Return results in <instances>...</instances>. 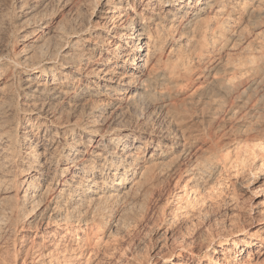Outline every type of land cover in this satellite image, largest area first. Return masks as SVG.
I'll list each match as a JSON object with an SVG mask.
<instances>
[{"label": "bare ground", "instance_id": "bare-ground-1", "mask_svg": "<svg viewBox=\"0 0 264 264\" xmlns=\"http://www.w3.org/2000/svg\"><path fill=\"white\" fill-rule=\"evenodd\" d=\"M246 170L260 173L249 213L263 219L264 0H0V246L45 226L22 263L90 264L165 180L181 188L173 225ZM236 222L211 264L264 253L257 232L233 239ZM161 236L152 253L122 246L116 262L200 258L187 230ZM200 241L206 256L214 240ZM15 244L3 264L23 257Z\"/></svg>", "mask_w": 264, "mask_h": 264}, {"label": "rangeland", "instance_id": "rangeland-1", "mask_svg": "<svg viewBox=\"0 0 264 264\" xmlns=\"http://www.w3.org/2000/svg\"><path fill=\"white\" fill-rule=\"evenodd\" d=\"M253 171L254 170H252L251 175L247 172V170L243 174L239 175L240 177L239 176L237 177V179H239L237 181H240L241 184H240V186H236L233 189H232V185H230V184L232 182H234L236 179H230V177L228 178L225 176L222 177L221 182H220L221 186H219V185L216 186V189H214V192L208 193V196L206 194L204 196L205 199H203L204 201L203 202L201 201L202 203L198 204V206L199 205L200 206L199 207L197 206L196 210L194 208V212H196L198 210L197 212L199 213V215L201 217L198 215V213H195V219H193L192 221L190 219L188 220V218L185 219L186 217H177L178 220L176 218V220L173 222V225L168 224L171 217L173 216L171 211L174 208L173 202H175L174 197L172 195L178 194L181 188L178 187L179 186L178 184H175L176 185L175 186L172 181L169 182V181L165 180L161 184V186H160L161 188H159L160 190L159 191L157 190V191H155V193L152 194L151 198L148 201L151 205L150 204L147 205V209H146L145 213L140 214L137 217V219L139 218L138 222L139 221L140 222L138 223L136 221V224L137 223L138 224L137 225L135 224L134 227H131L130 231H128L129 234L127 233L124 235V237L122 239L120 238L121 239L120 243L121 242L122 243L120 244V243L112 242V244H111V242H110V244L109 243L107 244L109 247L106 245L109 249L106 247H103V248H99L102 251H100L99 249H98L99 251L95 250L94 251L95 254L93 255L94 259H92V257H91L89 259L91 262L89 261V263L90 264H95V263L96 264H118L116 262L117 261L116 256H119L118 253L121 254V247L123 246V248H124V245L132 246V244H135V245L139 246L140 251L142 253H145L147 251L149 253H152L154 251V249H156L157 244L162 239L161 235L165 233V230H166V233L170 232V233H175V234H180V233L185 232V230H187V233L189 234V236H191L194 240V244L192 245L191 249L196 253L201 251L200 252L201 255H200L199 259H191V258L189 259L185 253H182V255H183L182 260L187 264H211V261H210L211 257H214V258L216 257L219 259V258H222V256L220 254H224V251H221L222 248L217 247V241H218L217 235L226 232V230H231V227L227 226V225H229L228 219L231 216L232 217L235 216L238 218V222H236V224L238 223V224L242 225L243 230H244L242 235H239V236L235 235V237H233L234 240L239 241L240 239H242V240L247 241L250 239L249 234L253 235L255 232L264 236V218L262 219L260 217V215H258L256 213H253V212L249 213V210L251 209V205L253 202L252 191L256 185L257 177L258 178L260 177L259 176L260 173L258 174V172H254L255 175L254 174L252 175ZM183 182H184L183 180L181 181V183L179 181L180 185H182ZM236 183H238V182H236ZM236 183L234 182V186L237 185ZM232 190H233V192H232ZM167 200H168V202H167ZM169 201H173V202L170 203ZM236 202H237V204H236ZM225 203H227V204H225ZM201 204H203V205H201ZM141 215H143V216H141ZM140 216L143 218L142 221H141ZM239 219H240V221H239ZM259 219H262V221H260ZM186 223H187V225H186ZM226 226H227V228H226ZM44 227H45L44 225H40L36 229V231H28L27 228L25 227L23 231L21 230L16 234V237L9 238L6 241L7 243L5 242L4 244H2L0 246V264H3L7 259H9L13 256L12 248H13L14 241H15V243L17 242V245L15 244V247H17V249H20L22 251L20 256L21 255L23 256V257L21 256L22 258H18L19 259V260H17L18 264H34L33 262L30 263V261H28V262L25 261L24 263H22L21 261H23V259H26L24 257L26 254L25 252L30 251L31 248H33V246L34 247H35V245L38 246L39 243H41L42 239L40 236L44 231ZM166 228H168V229H166ZM151 229H153V230L155 229V231H154L155 233L150 232ZM193 231H195V232H193ZM20 236H24V239L19 240ZM202 236L204 238L206 237L207 239H213L214 240L213 241L214 244L211 247L216 249V251H215L216 253L212 250V248H209L210 251L208 250L207 255L206 256L204 255V253H203L204 249H200L201 247H199V246H201L200 240H201ZM15 238H18V239L16 240ZM120 239L118 238V240H120ZM47 240H49V239H46L45 242ZM50 240H52V237L50 238ZM48 243L46 242V245H48ZM64 245L67 246V243ZM64 245H62V246H64ZM68 245H69L68 247H70L72 244L69 243ZM228 245H229V241L227 244L223 245V247L225 248ZM105 249H107V250H105ZM23 251H25V252H23ZM103 251H105L106 253L104 252V254H103ZM96 252H99L100 254L99 253L96 254ZM107 256H109V257H107ZM242 257H243V260L250 259V261L253 264H259V263L264 264V253H262L261 250L259 248H256L255 246L246 248V251L242 255ZM177 261L178 260L176 259L173 262H177ZM7 264H9V263H7Z\"/></svg>", "mask_w": 264, "mask_h": 264}]
</instances>
